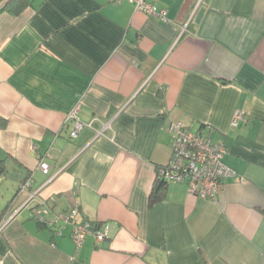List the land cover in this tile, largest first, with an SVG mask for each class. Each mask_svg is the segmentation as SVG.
Segmentation results:
<instances>
[{"label": "crops", "instance_id": "crops-1", "mask_svg": "<svg viewBox=\"0 0 264 264\" xmlns=\"http://www.w3.org/2000/svg\"><path fill=\"white\" fill-rule=\"evenodd\" d=\"M7 1L0 264H264V0H157L166 21L128 0H33L19 13ZM75 108L94 128L71 138ZM236 110L246 113L239 126ZM176 120L209 126L226 145L238 175L216 200L172 182L149 203ZM103 123L111 128L98 136ZM28 178L54 211L79 205L78 218L108 226V239L77 247L70 227L40 226L29 207L2 226Z\"/></svg>", "mask_w": 264, "mask_h": 264}, {"label": "built area", "instance_id": "built-area-1", "mask_svg": "<svg viewBox=\"0 0 264 264\" xmlns=\"http://www.w3.org/2000/svg\"><path fill=\"white\" fill-rule=\"evenodd\" d=\"M128 1L135 5L137 11L167 20L168 10L166 8L158 9L157 0ZM77 113L78 108H75L66 117V121L74 120L70 133L71 138H77L86 126L94 128L93 122L84 123L79 120ZM245 118L244 111L236 110L233 114L232 125L239 126ZM109 128H111L110 123H103L102 128L95 130L99 136L104 135V132ZM170 131L175 138L172 154L166 164L158 167L157 180L185 184L190 194L216 200L227 180L238 175L237 171L224 161L227 153L226 145L213 141L209 126L204 127L201 131H194L185 121L176 120L171 123ZM38 167L45 174L50 171V164L45 158L40 160ZM30 187V178L20 183L18 194H25L27 198L19 208L8 214L2 226L21 210L29 207L35 219L45 223L58 234H62L64 229L70 227L71 238L77 247H80L88 237H92L96 245H100L108 239V226H97L90 220L78 218L79 205L72 204L67 209L54 211L45 200L39 199L38 192L32 191Z\"/></svg>", "mask_w": 264, "mask_h": 264}, {"label": "trees", "instance_id": "trees-1", "mask_svg": "<svg viewBox=\"0 0 264 264\" xmlns=\"http://www.w3.org/2000/svg\"><path fill=\"white\" fill-rule=\"evenodd\" d=\"M32 1L33 0H8L5 4V8H8L10 11H13L15 13H19L22 11V9L29 6L32 3ZM170 183L172 182H168L165 180H156L155 186L153 187L149 196V203L151 205L165 199L167 194V189ZM9 207H10V203L3 208L0 215L1 219L4 217ZM38 223L40 226H47L45 223H42L41 221H38ZM94 223H96L97 226L101 225L100 222H94Z\"/></svg>", "mask_w": 264, "mask_h": 264}, {"label": "rangeland", "instance_id": "rangeland-1", "mask_svg": "<svg viewBox=\"0 0 264 264\" xmlns=\"http://www.w3.org/2000/svg\"><path fill=\"white\" fill-rule=\"evenodd\" d=\"M0 186H1V185H0ZM0 189H1V188H0ZM10 191H11V190H10ZM7 193H8L7 196L10 197V196H11V195L9 194L10 192H7ZM3 196H4V195H3ZM6 200H8V198H7ZM3 203H5V200H2V196H0V205H2ZM16 216H17V214H16ZM16 216H15V217H16Z\"/></svg>", "mask_w": 264, "mask_h": 264}, {"label": "water", "instance_id": "water-1", "mask_svg": "<svg viewBox=\"0 0 264 264\" xmlns=\"http://www.w3.org/2000/svg\"><path fill=\"white\" fill-rule=\"evenodd\" d=\"M202 15H203V10H201V11L199 12V14H198V16H197V22H199V20L201 19ZM17 215H18V214H17Z\"/></svg>", "mask_w": 264, "mask_h": 264}]
</instances>
